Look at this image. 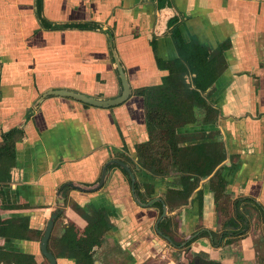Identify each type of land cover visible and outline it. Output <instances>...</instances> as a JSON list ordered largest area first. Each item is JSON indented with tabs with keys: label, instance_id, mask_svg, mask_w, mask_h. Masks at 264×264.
Here are the masks:
<instances>
[{
	"label": "crops",
	"instance_id": "obj_1",
	"mask_svg": "<svg viewBox=\"0 0 264 264\" xmlns=\"http://www.w3.org/2000/svg\"><path fill=\"white\" fill-rule=\"evenodd\" d=\"M35 12V0H0V141L12 128L23 131L9 185L0 186V220L27 221L26 227L0 233V250L29 254L36 264H45L39 242L62 197L52 234L69 223L82 230L90 218L85 208L92 206L107 212L112 228L106 238L130 244L135 260L166 254V239L154 232L157 207L136 203L120 168L109 165L104 185L91 189L112 159L128 165L135 182L148 185L152 199L163 198L172 186L173 175L153 176L138 166L137 147L149 136L143 98L135 91L161 84L168 74L157 61L176 58L174 28L185 42L205 45L212 58L224 60L203 92L218 111L216 124L176 131L186 136L185 145L196 143L203 131H218L213 140L225 151L219 166L226 195L241 201V211L248 198L264 209V0H42L46 22L60 26L53 29H44ZM78 23L95 29L64 27ZM117 63L130 87L121 105L98 108L47 94L70 90L113 99L121 93ZM66 183L82 190L59 193ZM179 207L171 214L180 240L199 231L189 246L193 256L256 264L252 228L241 238L217 236L223 220L207 180ZM252 213L249 221L259 228L258 213Z\"/></svg>",
	"mask_w": 264,
	"mask_h": 264
},
{
	"label": "trees",
	"instance_id": "obj_2",
	"mask_svg": "<svg viewBox=\"0 0 264 264\" xmlns=\"http://www.w3.org/2000/svg\"><path fill=\"white\" fill-rule=\"evenodd\" d=\"M35 7L36 17L44 29L60 27L46 22L42 16V0H35ZM64 27L95 29V26L89 23ZM171 36L177 53L176 58L164 63L157 61L158 66L167 70L168 74L162 78L161 84L135 91L143 98L145 124L149 136L148 142L137 147L139 167L153 176H174L170 182L172 186L165 191L163 201H156L154 205L159 208L160 214L162 203L168 206L169 210H172L173 206H184L199 183L207 180L215 204L221 211L223 230L226 227L238 226L236 221L246 219L252 212L258 213L257 218L264 223V210L254 200L243 199L242 202L246 205L242 206L241 211V201H231L226 195L227 183L221 175L224 167L219 166L225 151L221 141L213 140L219 135L218 131H203L195 138L198 141L189 145H185V142H188L186 136L176 131L186 126L216 124L218 111L207 102L203 92L223 66L224 60L219 57L217 60L212 58L205 45L185 42L176 28ZM111 37L109 35V38ZM112 47L110 45V48ZM22 137L23 131L19 128H12L1 134L0 186L9 185L10 173L16 164V143ZM67 189L69 188L65 187V190ZM134 191L138 201L147 202L151 199L148 185L135 182ZM201 195L202 191L199 190L197 198H201ZM230 206L235 210L232 215ZM85 211L89 212L90 218L82 230L69 223L61 234L55 233L50 237L48 251L52 252L55 258H66L71 260L72 264H96L93 249L101 248L112 225L105 210L86 206ZM12 226L26 227L27 221L0 220V233L10 230ZM169 226L168 218H164L157 224V231L164 233ZM231 232L233 231H225L217 236L224 239ZM211 234L215 235L212 232ZM0 264L36 263L32 255L0 250ZM205 264L220 263L206 261Z\"/></svg>",
	"mask_w": 264,
	"mask_h": 264
},
{
	"label": "rangeland",
	"instance_id": "obj_3",
	"mask_svg": "<svg viewBox=\"0 0 264 264\" xmlns=\"http://www.w3.org/2000/svg\"><path fill=\"white\" fill-rule=\"evenodd\" d=\"M158 217H156L157 219ZM155 219V220H156ZM174 219V217H173ZM260 220V219H259ZM255 221H249V229L252 228V231H250V234L256 241L255 242V250H256V264H264V233L262 232L261 226L259 228L255 227ZM259 225L260 223L257 222ZM176 224V223H175ZM153 226V225H152ZM155 232V231H154ZM174 240V239H173ZM195 240V239H194ZM192 241V238L188 242ZM175 243H178L174 240ZM115 243L108 238H105L103 245L101 248L96 249L94 251V258L96 264H181V263H187V259H183L181 257V253H185L186 257H189V260L191 264H195L194 257H199V254H196L195 256L192 255V252L188 248L185 247L183 249H177L165 246V250H167L166 254L160 253L162 255L153 256V258H148L147 260L141 262L138 258L137 260L134 259V256L132 257L129 253L133 251L131 249V246H127L125 243L123 244H115ZM124 248V249H123ZM155 255V254H154ZM164 255V256H163ZM160 256H163L160 258ZM152 257V256H151ZM182 259V260H181ZM204 259V258H203ZM205 260V259H204ZM136 261V262H135ZM183 261V262H182ZM214 262V261H213ZM47 264L46 262H44ZM60 264H69L71 262L63 261L61 260L59 262ZM72 264V263H71Z\"/></svg>",
	"mask_w": 264,
	"mask_h": 264
},
{
	"label": "flooded vegetation",
	"instance_id": "obj_4",
	"mask_svg": "<svg viewBox=\"0 0 264 264\" xmlns=\"http://www.w3.org/2000/svg\"><path fill=\"white\" fill-rule=\"evenodd\" d=\"M117 160V159H116ZM110 161V160H109ZM120 161V160H119ZM122 162V161H121ZM123 163V162H122ZM125 164V163H124ZM110 165H112V164H110ZM126 165V164H125ZM114 166L115 167H117V168H120L124 173H125V175L128 177V180L130 181V186H131V179H130V177H129V175H128V173L124 170V169H122L120 166H118V165H116V164H114ZM129 169H130V167L128 166V165H126ZM139 166V165H138ZM131 171H132V169H130ZM132 173H133V171H132ZM134 179H135V177H134ZM66 184H73V183H66ZM66 184H64V185H62L61 187H60V189H59V193H61V191H63V190H65V187H68V188H71V187H69V186H67ZM134 184H135V181H134ZM104 185V184H103ZM76 186H79L81 189H82V187L80 186V185H76ZM131 190H132V194H133V197H134V199H135V201H136V203L137 204H139V205H146L148 202L149 203H151V204H154V202H156V201H163V199H164V197L162 198H159V199H150V200H148L147 202H141L140 200L138 201L137 199H136V196H135V191H134V185H133V189L131 188ZM97 191V190H96ZM165 196V195H164ZM151 197V196H150ZM59 200H62V197H60V199ZM63 201V200H62ZM146 203V204H145ZM62 205H63V202L62 203H60L59 202V204H58V210H59V212L57 213V209L54 211V212H56L57 213V218L54 220V223H55V221L60 217V214H61V212H62ZM154 206H156V205H154ZM185 206V205H184ZM157 207V206H156ZM177 207V209L178 208H180L179 206H175V208ZM163 208H165L166 209V215L163 217L162 216V212H163ZM168 208V206H166L164 203H162V206H161V214H160V211H159V208L157 207V209H158V218L156 219V223H155V232L158 234V235H160L162 238H165L166 239V242H167V245H168V247H173V248H177V249H183V248H185V247H187L188 248V246L194 241V239H196L195 237H194V235H196V233L197 232H199L198 230L196 231V232H194V233H192L191 235H189V236H187L186 238H182L181 240H180V238H179V234H178V225H177V223L176 222H174V219L172 218V214H171V212H172V210H169V209H167ZM264 210V209H263ZM243 213V212H242ZM52 215V214H51ZM253 215V214H252ZM174 216V215H173ZM244 216H245V214H244ZM248 216V217H247ZM246 216V219H244V220H237L236 221V223L238 224V226H231V227H226L224 230H223V227H222V229H221V231L219 232V233H222V232H224L225 233V231H233V232H231V233H229V234H227V236H226V239H228V238H230V237H232V236H234V237H237V238H241V237H244L245 235H246V233H247V227L249 226V218H250V216L251 215H247ZM258 216V215H257ZM50 218V217H49ZM166 219V218H168V220H169V222H170V226L168 227V228H166V230H164V233H160V232H158L157 231V224L162 220V219ZM175 218V217H174ZM259 220V219H258ZM260 221V226H261V229H262V232L264 233V227H262V226H264V223L261 221V220H259ZM176 223V224H175ZM68 224H66L64 227H66ZM64 227L63 228H61V230H59V232L57 233V234H61L62 232H63V229H64ZM227 228H229V229H227ZM54 230V225H53V228H52V232H54L53 231ZM240 231V232H239ZM52 232H51V235H50V237L52 236ZM211 232L212 231H203V232H201L202 234L203 233H206L207 235H212L211 234ZM213 233V232H212ZM214 234V233H213ZM241 234H243L242 236H241ZM43 236V235H42ZM213 236V235H212ZM42 238V237H41ZM190 238H192V241H190V242H188L189 240H190ZM50 239V238H49ZM175 241H177L178 243H175L174 242V240ZM211 239V238H210ZM41 240V239H40ZM49 241V240H48ZM39 244H40V242H39ZM115 245V244H114ZM127 246L129 245L130 246V244H126ZM170 245V246H169ZM102 247V246H101ZM96 249H98V248H94L93 249V251H95ZM124 249V248H123ZM40 250V249H39ZM47 250H48V243H47ZM184 250V249H183ZM50 252V251H49ZM41 253V252H40ZM50 253H52V252H50ZM131 256H132V253H129ZM42 255V254H41ZM53 255V254H52ZM54 256V255H53ZM42 257L45 259V261H46V263L47 264H49V262H48V260L42 255ZM133 257V256H132ZM181 257L183 258V259H187L188 260V262L187 263H181V264H191V263H189L190 262V260H189V257H186V255H185V253H181ZM149 258V257H148ZM56 259V262H57V264H60L59 262L61 261V260H65V261H67L68 263L69 262H71V263H73L71 260H68V259H66V258H55ZM194 259H195V264H205V262L206 261H209V260H204V259H201V258H199V257H194ZM147 260V259H146ZM182 260V259H181ZM183 262V261H182ZM36 263V262H35ZM71 263H69V264H71Z\"/></svg>",
	"mask_w": 264,
	"mask_h": 264
},
{
	"label": "water",
	"instance_id": "obj_5",
	"mask_svg": "<svg viewBox=\"0 0 264 264\" xmlns=\"http://www.w3.org/2000/svg\"><path fill=\"white\" fill-rule=\"evenodd\" d=\"M116 67H117V71H118V75H119V79H120V84H121V93L119 96H117L113 99H99V98L91 97V96L84 95L82 93H78V92H74V91H70V90H54V91H51L47 94L74 99V100L81 102L85 105H89L92 107H98V108H110V107H115V106L121 105L122 103H124L129 98L130 87L128 85V82L126 80V77L124 75V72H123L121 66L117 63ZM110 164H116L128 173V175L131 179V188L133 189L135 179H134V174L132 173V171L121 161L116 160V159H112V160L108 161L103 166L101 173H100L99 181H98L97 185L95 187H93L91 190L96 191L103 186V184L105 182V178H106V170ZM66 185L73 188V189H76V190H82L79 186H76L74 184H66ZM59 202L62 203L63 201L59 200ZM165 215H166V209L163 208L162 216L164 217ZM56 218H57V213L53 212L47 221L43 236H42V238L40 240V244H39L40 252L48 260L49 264H57L55 257L52 255V253H50L47 250V243H48V240H49L51 232H52L54 220Z\"/></svg>",
	"mask_w": 264,
	"mask_h": 264
}]
</instances>
